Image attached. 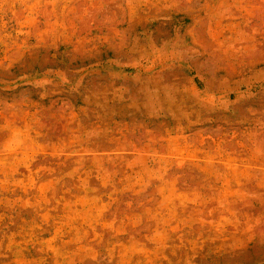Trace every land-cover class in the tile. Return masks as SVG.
<instances>
[{
    "label": "rangeland",
    "instance_id": "1",
    "mask_svg": "<svg viewBox=\"0 0 264 264\" xmlns=\"http://www.w3.org/2000/svg\"><path fill=\"white\" fill-rule=\"evenodd\" d=\"M0 264H264V0H0Z\"/></svg>",
    "mask_w": 264,
    "mask_h": 264
}]
</instances>
